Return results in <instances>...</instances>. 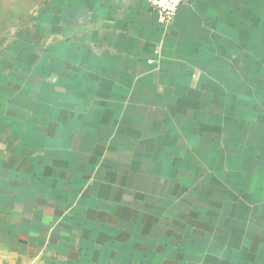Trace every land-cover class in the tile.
Masks as SVG:
<instances>
[{
  "label": "crops",
  "instance_id": "1",
  "mask_svg": "<svg viewBox=\"0 0 264 264\" xmlns=\"http://www.w3.org/2000/svg\"><path fill=\"white\" fill-rule=\"evenodd\" d=\"M0 264H264V0H45L0 38Z\"/></svg>",
  "mask_w": 264,
  "mask_h": 264
},
{
  "label": "rangeland",
  "instance_id": "2",
  "mask_svg": "<svg viewBox=\"0 0 264 264\" xmlns=\"http://www.w3.org/2000/svg\"><path fill=\"white\" fill-rule=\"evenodd\" d=\"M45 0H0V38L25 27L29 16Z\"/></svg>",
  "mask_w": 264,
  "mask_h": 264
},
{
  "label": "built area",
  "instance_id": "3",
  "mask_svg": "<svg viewBox=\"0 0 264 264\" xmlns=\"http://www.w3.org/2000/svg\"><path fill=\"white\" fill-rule=\"evenodd\" d=\"M191 0H149L160 25L170 24L177 16L180 7Z\"/></svg>",
  "mask_w": 264,
  "mask_h": 264
},
{
  "label": "clouds",
  "instance_id": "4",
  "mask_svg": "<svg viewBox=\"0 0 264 264\" xmlns=\"http://www.w3.org/2000/svg\"><path fill=\"white\" fill-rule=\"evenodd\" d=\"M46 222V221H45Z\"/></svg>",
  "mask_w": 264,
  "mask_h": 264
}]
</instances>
